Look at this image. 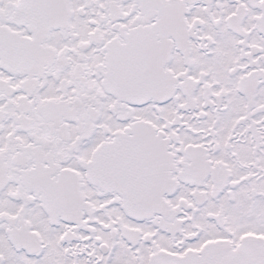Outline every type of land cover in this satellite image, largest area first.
Here are the masks:
<instances>
[{
  "label": "snow or ice",
  "instance_id": "obj_1",
  "mask_svg": "<svg viewBox=\"0 0 264 264\" xmlns=\"http://www.w3.org/2000/svg\"><path fill=\"white\" fill-rule=\"evenodd\" d=\"M0 264H264V0H0Z\"/></svg>",
  "mask_w": 264,
  "mask_h": 264
}]
</instances>
